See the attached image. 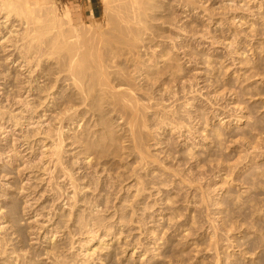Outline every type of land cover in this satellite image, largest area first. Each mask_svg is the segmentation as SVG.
I'll list each match as a JSON object with an SVG mask.
<instances>
[{"label":"rangeland","instance_id":"rangeland-1","mask_svg":"<svg viewBox=\"0 0 264 264\" xmlns=\"http://www.w3.org/2000/svg\"><path fill=\"white\" fill-rule=\"evenodd\" d=\"M47 3L0 14V264H264V0Z\"/></svg>","mask_w":264,"mask_h":264},{"label":"bare ground","instance_id":"bare-ground-1","mask_svg":"<svg viewBox=\"0 0 264 264\" xmlns=\"http://www.w3.org/2000/svg\"><path fill=\"white\" fill-rule=\"evenodd\" d=\"M31 3H33V4H35V5H40V6H42V7H44L45 8V10L47 11V20H46V24L44 25V26H42V28H40V29H42V30H40V33H38V35H37V38L38 39H41V36H42V34H43V36H44V32H57V33H60V34H62L63 33V31H62V26H63V22H64V18L65 17H69L70 18V10H67V9H65V7H64V11H63V13L58 9V7L56 6V5H54L53 7L52 6H50V7H48V3H47V0H0V14H2V13H5V15H8V14H10L11 13V11L13 10V9H15L16 7H27V10L30 12L31 11V9L28 7ZM30 14V13H29ZM23 16V15H22ZM23 21H26V19L24 20V19H22ZM27 24H23V25H26L27 27L28 26H30L29 25V22H32L31 21V19H29V17H27ZM30 20V21H29ZM70 20V19H69ZM68 20V21H69ZM72 21V20H71ZM65 22H66V20H65ZM70 22V21H69ZM68 22V23H69ZM33 23V22H32ZM37 22L35 21L34 22V28L33 29H35V28H37L36 27V24ZM71 25H72V23H71ZM32 26V25H31ZM28 27L26 30L27 31H29V28H31L30 29V31L28 32V33H30L31 32V30H32V27ZM36 30H38L39 31V29L37 28ZM26 31V32H27ZM33 32H36V31H34V30H32ZM25 32V31H24ZM23 32V33H24ZM32 32V33H33ZM27 33V34H28ZM25 34V33H24ZM33 34H36V33H33ZM33 34H28V35H24V37H26V39L28 38L29 39V41H27V42H29V44H30V48H31V43H32V47L34 48V49H30L31 51L32 50H35V45H33V41H34V37L36 36H34V37H32V35ZM39 35H41V36H39ZM22 36H23V34H22ZM40 38H39V37ZM21 40H23L22 42H25V40L23 39V38H21V36H20V40L19 41H21ZM36 41V40H35ZM38 41V40H37ZM36 41V42H37ZM36 42H35V44H36ZM26 43V42H25ZM61 41L60 40H58V39H56V42H55V44H59V46L61 45ZM29 44H27L26 43V46L28 45L29 46ZM23 45H21V47H22ZM26 46H24L23 48L24 49H26L27 47ZM37 47H36V49L38 48H43V45H41V47H39L38 46V42H37V45H36ZM54 46V45H53ZM20 47V48H21ZM56 47V46H55ZM28 49V48H27ZM38 49H37V51H38ZM41 49H39V52H41L40 51ZM28 51H29V49H28ZM28 51H27V53H28ZM33 52V51H32ZM32 52H30V53H32ZM35 52V51H34ZM38 52V53H39ZM42 52L44 53V55H45V52H46V50H45V48H43V50H42ZM38 53H36V54H38ZM187 53V52H186ZM35 54V53H34ZM33 53H32V55H34ZM35 54V55H36ZM40 54V53H39ZM38 54V55H39ZM48 54V53H47ZM47 54H46V57H48L47 56ZM189 54V53H188ZM13 54H11V56H12ZM38 55H36V56H38ZM183 55H184V53H183ZM186 57H187V59H188V55H185ZM39 57V56H38ZM44 57L43 56V54H42V56H40L39 57V59H42V58ZM185 57V58H186ZM190 60V59H189ZM23 64V63H22ZM74 70V71H73ZM73 72L72 73V75H71V73H70V75H71V77L72 78H70L71 80L74 78L75 80V82H76V84H77V79H79V75L77 74V72L75 71V67H73V66H71L70 68H69V72ZM73 81V83H74V85H76L75 84V82ZM78 88V87H77ZM182 128V127H181ZM176 130V129H175ZM3 228H0V230H2Z\"/></svg>","mask_w":264,"mask_h":264},{"label":"crops","instance_id":"crops-1","mask_svg":"<svg viewBox=\"0 0 264 264\" xmlns=\"http://www.w3.org/2000/svg\"><path fill=\"white\" fill-rule=\"evenodd\" d=\"M69 2H77V1H81V0H68ZM70 18L72 20V22H74V18H73V15H72V12L70 11Z\"/></svg>","mask_w":264,"mask_h":264}]
</instances>
